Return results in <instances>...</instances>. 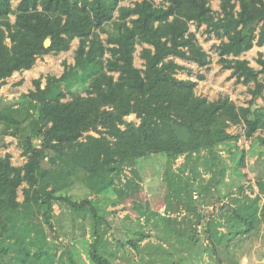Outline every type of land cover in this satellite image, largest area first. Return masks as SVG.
Returning <instances> with one entry per match:
<instances>
[{
	"label": "trees",
	"instance_id": "1",
	"mask_svg": "<svg viewBox=\"0 0 264 264\" xmlns=\"http://www.w3.org/2000/svg\"><path fill=\"white\" fill-rule=\"evenodd\" d=\"M192 24H206L208 33L222 39L223 68L238 82L255 84L248 106L229 95L210 100L197 93V80L178 76L185 66L177 58L199 67L211 63ZM75 39L74 63L64 62L61 75L35 78L22 101L0 107V138L15 137L27 158L15 165L11 153L0 154V264H54L45 242L36 250L28 243L27 227L31 208L51 225L56 200L74 210L91 206L96 236L91 258L112 264L99 248L100 216L93 201L60 194L74 177L94 193L118 190L124 170L139 159L183 157V165L190 166L203 151L209 152L206 165L212 169L219 147L240 139L229 131L232 124H244L245 136L253 138L264 123V107L256 105L264 91V53L257 58L261 69L242 58L255 45L264 46V0H220L218 12L210 0H19L16 9L13 0H0V89L40 56L69 50ZM138 45L142 68L135 64ZM131 114L140 122L128 121ZM257 138L264 144V137ZM56 145L74 148L80 158L51 154ZM245 160L242 150L238 165L245 166ZM257 185L256 196L238 197L227 220L229 242H241L264 225V176L257 175Z\"/></svg>",
	"mask_w": 264,
	"mask_h": 264
},
{
	"label": "rangeland",
	"instance_id": "2",
	"mask_svg": "<svg viewBox=\"0 0 264 264\" xmlns=\"http://www.w3.org/2000/svg\"><path fill=\"white\" fill-rule=\"evenodd\" d=\"M160 1L156 0L157 3ZM18 2L13 0L15 9ZM210 3L216 12L220 11V0H210ZM15 18L12 14L11 21ZM107 28H111L110 24ZM191 29L197 33L211 63L199 67L192 61L177 58L185 66L178 76L197 80V93L210 100L229 95L238 105L248 106L252 98L250 88H255V84L238 82L231 69L223 68L218 53L222 39L208 33L206 24H192ZM107 36L102 33L103 38ZM78 44L79 40L75 39L69 50L40 56L31 69L14 73L0 89V107L22 101V94L34 89L35 78L61 75L64 62L74 63ZM141 49L138 45L135 52V64L140 68L144 64ZM260 50L264 53V47H254L242 58L261 69L257 61ZM200 75L205 78L201 80ZM256 105L264 107V91L257 97ZM126 119L140 122L135 114ZM229 131L239 134L240 139L219 147L218 165L216 163L212 169L207 168L208 151L195 154L190 166L183 165V157L173 161L166 155H152L124 170L117 183L118 190L111 188L94 193L80 178L74 177L73 183L60 194L93 201L100 216L99 248L112 264H264V225L241 242L238 238L229 242L227 224L238 197L243 198L245 194L254 197L259 193L257 175L264 176V144L257 136L264 137V123L253 138L245 136L244 124H232ZM35 143H41L37 136ZM73 149L56 145L51 154H65L78 160L80 155L76 156ZM242 150L246 152L245 166L238 165ZM22 151L15 137L0 138V154L11 153L15 165L26 162ZM220 170H225L224 175ZM129 180L133 182L127 188ZM24 186L26 183L19 189L21 201L24 200ZM184 187H189L191 194L181 190ZM29 213L27 238L34 250L37 244L45 242L54 254V264H96L91 258L92 243L96 238L91 206L74 210L65 200H56L51 225L45 223L34 208ZM132 239L137 242V247L130 242Z\"/></svg>",
	"mask_w": 264,
	"mask_h": 264
},
{
	"label": "water",
	"instance_id": "3",
	"mask_svg": "<svg viewBox=\"0 0 264 264\" xmlns=\"http://www.w3.org/2000/svg\"><path fill=\"white\" fill-rule=\"evenodd\" d=\"M50 45H51V38L48 37V38L46 39V41H45V46H46V47H49Z\"/></svg>",
	"mask_w": 264,
	"mask_h": 264
},
{
	"label": "crops",
	"instance_id": "4",
	"mask_svg": "<svg viewBox=\"0 0 264 264\" xmlns=\"http://www.w3.org/2000/svg\"><path fill=\"white\" fill-rule=\"evenodd\" d=\"M254 47H257V49H262V47H264V46H258V45H255ZM254 47H253V48H254ZM253 48H252V49H253ZM252 49H251V50H252ZM251 50H249V51H251ZM249 51H247V52H249ZM260 51L262 52V50H260ZM247 52H246V53H247ZM199 211H200V210H199ZM177 229H179V228L177 227Z\"/></svg>",
	"mask_w": 264,
	"mask_h": 264
}]
</instances>
